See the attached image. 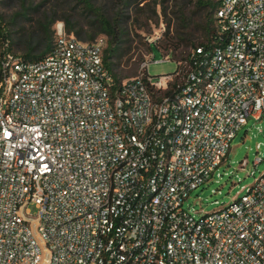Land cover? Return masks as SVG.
I'll use <instances>...</instances> for the list:
<instances>
[{"label":"built area","instance_id":"built-area-1","mask_svg":"<svg viewBox=\"0 0 264 264\" xmlns=\"http://www.w3.org/2000/svg\"><path fill=\"white\" fill-rule=\"evenodd\" d=\"M215 1L217 39L174 73L149 74L151 49L119 81L106 38L63 21L45 57L1 61L0 264H264V172L221 210L184 207L264 113V0Z\"/></svg>","mask_w":264,"mask_h":264},{"label":"rangeland","instance_id":"rangeland-1","mask_svg":"<svg viewBox=\"0 0 264 264\" xmlns=\"http://www.w3.org/2000/svg\"><path fill=\"white\" fill-rule=\"evenodd\" d=\"M2 1H7L2 2ZM54 0H0V13L9 17L17 10H21L22 3L25 6L34 8L29 10L28 16L33 21L20 20L18 26L30 28L34 19L53 3ZM127 1V0H124ZM186 1L189 5L187 9H192L190 1ZM77 2V0H76ZM97 6L101 7L108 13H113L118 7L122 6V0H92ZM182 0H131L127 9L131 19L128 27L131 31L130 36V53L124 59L121 66L122 74L125 78L135 77L139 73V66L149 53L145 46L147 38L159 37L157 42L160 50L155 43L152 44V55L155 62L148 67V72L154 77L163 74L174 73L177 70L178 63L176 60H182L186 55L184 47L174 52V42L177 41L176 29H183L179 26L176 10L177 4ZM79 9H83V4L76 3ZM126 10V8H125ZM126 10V11H127ZM172 22L170 31L167 29V22ZM215 22H213V25ZM194 28V26H193ZM196 40L200 38V31H194ZM148 42V41H147ZM172 47H169V45ZM170 49V50H169ZM188 52L189 49H185ZM169 52L172 56L169 61H163L165 52ZM175 54V56H173ZM176 59V60H174ZM263 158L258 165H255V159ZM264 172V113L260 119L250 117L246 125H244L231 142V149L227 158L219 166L218 170L212 176L211 180L199 188L193 190L186 199L184 207L190 211L196 218H200L206 214L223 209L234 199L241 197L248 187ZM221 173L222 176H218ZM33 215L37 214V208L34 204L29 206Z\"/></svg>","mask_w":264,"mask_h":264},{"label":"trees","instance_id":"trees-1","mask_svg":"<svg viewBox=\"0 0 264 264\" xmlns=\"http://www.w3.org/2000/svg\"><path fill=\"white\" fill-rule=\"evenodd\" d=\"M130 1L122 0L121 4L124 7H118L113 13H108L101 7H97L92 0H77V2L76 0H54L46 11L34 19L30 28L19 27L18 22L20 20L33 21L27 14L34 8L22 3V9L9 17L0 13V64L8 54L20 56L26 60H37L48 55L55 41L56 23L63 21L67 34L82 41L92 42L98 37L106 38L103 50L104 63L120 81L125 78L121 66L131 52V31L127 25L131 17L126 14ZM188 1L192 9H187L189 5L183 0L175 5L177 6L175 12L177 20L183 30L180 31L177 27V41L174 42L173 49L175 52L184 47L186 55L183 58L190 60V56L193 52L196 53L199 47L208 48L217 39L213 25L217 2L215 0ZM76 3L83 4V9H79ZM171 28L172 22L169 21L167 29L170 31ZM197 30L201 32L199 40H196L198 36L194 34ZM145 46L150 52L152 45L146 41ZM156 46L160 49L158 44ZM169 47L172 45L170 44ZM186 48L189 49L188 52Z\"/></svg>","mask_w":264,"mask_h":264}]
</instances>
